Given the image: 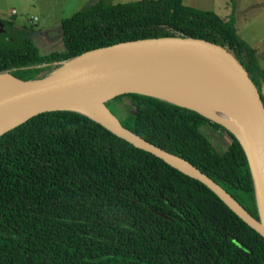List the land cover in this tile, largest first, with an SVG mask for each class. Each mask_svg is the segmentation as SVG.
<instances>
[{
    "label": "trees",
    "instance_id": "trees-1",
    "mask_svg": "<svg viewBox=\"0 0 264 264\" xmlns=\"http://www.w3.org/2000/svg\"><path fill=\"white\" fill-rule=\"evenodd\" d=\"M234 5L222 17L182 0H95L60 19L63 47L47 52L30 29L0 18V72L40 77L97 46L180 35L223 45L259 88L264 72L236 31ZM109 100L121 125L189 161L258 219L230 130L148 94ZM202 125L226 134L220 151ZM0 264H264V238L199 179L82 112L54 109L0 134Z\"/></svg>",
    "mask_w": 264,
    "mask_h": 264
},
{
    "label": "water",
    "instance_id": "water-1",
    "mask_svg": "<svg viewBox=\"0 0 264 264\" xmlns=\"http://www.w3.org/2000/svg\"><path fill=\"white\" fill-rule=\"evenodd\" d=\"M2 24L0 20V31ZM201 57H208L210 61H201ZM1 75L6 80L0 85V134L41 111L72 109L82 112L133 145L202 181L264 238V107L260 100V94L264 96V81L260 80L257 88L245 68L223 45L180 35L135 38L86 50L61 61L57 68L40 77L23 79L9 72H0ZM207 87L226 90L230 104L244 121V136L192 106L168 98L170 94ZM123 92L148 94L187 106L230 130L246 155L258 219L189 161L121 125L105 100ZM97 98H101V106L115 129L89 114ZM171 160L185 164L197 174L177 167Z\"/></svg>",
    "mask_w": 264,
    "mask_h": 264
},
{
    "label": "rangeland",
    "instance_id": "rangeland-1",
    "mask_svg": "<svg viewBox=\"0 0 264 264\" xmlns=\"http://www.w3.org/2000/svg\"><path fill=\"white\" fill-rule=\"evenodd\" d=\"M94 1L0 0V18H11L16 25H23L30 29V34L39 51L47 52L63 47L60 36V19ZM103 1L108 3L128 0ZM234 1L236 31L255 48L257 63L264 72V0ZM182 2L198 8L213 10L222 17L228 16L231 4V0H182ZM32 16L35 18L33 19ZM106 105L114 109L113 100L107 101ZM112 111L115 112L116 110ZM201 128L208 135L216 150L220 151L227 140L226 134L211 128L209 125H202Z\"/></svg>",
    "mask_w": 264,
    "mask_h": 264
},
{
    "label": "bare ground",
    "instance_id": "bare-ground-1",
    "mask_svg": "<svg viewBox=\"0 0 264 264\" xmlns=\"http://www.w3.org/2000/svg\"><path fill=\"white\" fill-rule=\"evenodd\" d=\"M201 61L209 62L208 57H201ZM196 68V67H195ZM6 77L0 76V85L5 84ZM168 98L180 104L189 105L193 108L205 113L221 122H223L229 129L235 131L237 134L245 135V125L240 112L230 104V97L227 95L225 89L217 87H207L202 89H189L180 94H170ZM95 107L89 111V114L101 119L110 128L115 129L111 121L108 119L107 114L101 106V98L94 100ZM240 111V108H239ZM134 139L138 140L134 137ZM177 167L197 174L185 164L176 160H171Z\"/></svg>",
    "mask_w": 264,
    "mask_h": 264
},
{
    "label": "built area",
    "instance_id": "built-area-1",
    "mask_svg": "<svg viewBox=\"0 0 264 264\" xmlns=\"http://www.w3.org/2000/svg\"><path fill=\"white\" fill-rule=\"evenodd\" d=\"M32 18L34 19V18H35V16H32Z\"/></svg>",
    "mask_w": 264,
    "mask_h": 264
}]
</instances>
